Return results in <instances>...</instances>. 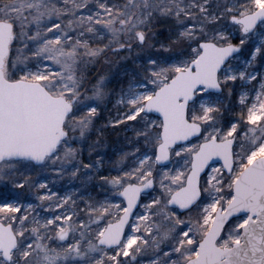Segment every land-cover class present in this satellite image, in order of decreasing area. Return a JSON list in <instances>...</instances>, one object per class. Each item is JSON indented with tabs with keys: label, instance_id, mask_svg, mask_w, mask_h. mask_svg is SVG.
<instances>
[{
	"label": "rangeland",
	"instance_id": "rangeland-1",
	"mask_svg": "<svg viewBox=\"0 0 264 264\" xmlns=\"http://www.w3.org/2000/svg\"><path fill=\"white\" fill-rule=\"evenodd\" d=\"M216 1L158 0V5L176 19L179 39L202 32L204 23H213L210 18L240 16L264 6V0H223L218 12ZM2 19L14 23V44L5 63L8 77L40 81L53 93L74 89L79 98L94 103L84 114L71 116L69 135L77 140H62L42 164L0 162V221L11 224L17 238L10 260L0 259V264H32L48 254L59 256L52 264H184L195 255L198 236L209 227L216 208L228 201L235 176L264 154V20L240 38V26L227 20L208 32V39L220 44L235 38L241 50L219 72L221 91L199 89L189 105L188 117L202 124V134L176 145L169 164L159 166L156 145L162 123L144 114L142 106L187 66L199 52L197 46L186 53L166 46L157 50L150 35L123 30L129 26L121 27L120 20H128L112 0H0ZM120 37L132 44L130 51L114 57L123 64L114 61L105 75L85 87V72L95 60H112L108 55ZM108 125L123 127L119 142L110 153H97L100 145L93 146L92 136ZM233 136L232 172L212 164L201 178L199 200L183 212L171 208L169 197L184 184L199 143ZM77 149L86 152L85 159L75 156ZM149 177L153 189L142 196L121 243L111 249L97 246L105 225L124 210L116 187ZM243 221L236 217L225 226L220 246L239 239Z\"/></svg>",
	"mask_w": 264,
	"mask_h": 264
},
{
	"label": "water",
	"instance_id": "water-1",
	"mask_svg": "<svg viewBox=\"0 0 264 264\" xmlns=\"http://www.w3.org/2000/svg\"><path fill=\"white\" fill-rule=\"evenodd\" d=\"M247 34L264 20V6L250 13L232 16ZM13 36L12 24L0 20V162L24 160L35 165L52 155L66 137L62 128L71 110V101L49 93L39 81L10 80L3 73L4 59ZM139 41H142L138 33ZM199 52L184 69H180L145 100L142 111L157 116L162 123L160 142L156 146V163L166 166L176 145L202 134V125L187 116L195 92L221 91L218 75L241 46L235 42L217 44L212 40L198 42ZM26 98L14 97L17 94ZM234 137H212L199 143L191 155L190 169L184 185L173 191L168 205L183 212L201 197L200 180L210 165L219 163L225 173L234 167ZM153 178L142 183H128L116 194L124 202L119 218L103 228L96 244L111 249L124 239L131 219L144 194L153 189ZM243 217L240 238L230 246H220L218 240L226 224ZM17 245L11 224L0 221V258L9 261ZM184 264H264V154L251 160L232 183V196L224 207L218 206L211 223L197 243L194 256Z\"/></svg>",
	"mask_w": 264,
	"mask_h": 264
},
{
	"label": "trees",
	"instance_id": "trees-1",
	"mask_svg": "<svg viewBox=\"0 0 264 264\" xmlns=\"http://www.w3.org/2000/svg\"><path fill=\"white\" fill-rule=\"evenodd\" d=\"M113 1L117 2V5H119V8L121 9V16L128 20V23H125V24H123L124 23L123 19L120 20L121 27L126 24L129 26L128 29L124 27L123 30L132 31L135 29L138 31H142L143 33H145V35H150L155 40V42L153 43V47L157 48V50L158 49L161 50L165 48L166 46V49H168L169 51H176V53L177 52L186 53L188 49H190L191 46H197L200 40L208 39V32L215 31L216 29H218V27L221 25V21L227 20L226 23L229 24L230 17H231V15L229 16L228 14H225L224 16L220 15L219 17H216L215 20H213V18L212 19L210 18V20L213 23H209V24L204 23L202 32H195L193 35L184 36L186 37L184 39H179L177 37L178 33H177L176 19L170 13L159 10L160 7L158 5V0H112V3ZM216 3L219 5L218 12H220L223 7L222 5L223 0H217ZM17 30H18V27H17ZM14 37H15V34H14ZM240 37H242L241 34L238 35V38ZM118 39L120 40V44L114 47L112 49V52H110V54L108 55L110 56V58L113 57V59L106 60L103 58V59H98L97 61L95 60V62L91 64L93 66L89 68V71L85 72V77H84V81H86V83L84 82L85 87L89 88L90 84H88L87 81L89 80L92 81L100 73L102 74L99 76L105 75L108 67L111 64H114V61L117 62L116 64L120 63L119 60L117 61L114 58L115 56L118 55V53L124 54V52H128L131 50L132 44L130 45L124 42L122 37ZM230 41L234 42L236 40L235 38H233ZM13 44H14V38H13L11 46ZM161 44L163 47L159 48ZM104 61L108 62V64H106L105 66H104ZM127 62H129L128 65L131 64L130 58L127 60ZM96 63L98 66L95 65ZM120 64H123V62H121ZM95 66L97 67L95 68ZM115 69H118V68L115 66L113 67V70ZM115 89L116 88H113L112 90H115ZM188 113H189V110H188ZM122 128L123 127H119L118 125H115V126L108 125L105 128L101 129L99 133L96 132V134H94V137L97 135L96 137L99 138V141L95 143L93 146L96 147V145H100L97 149H95L97 153L101 151L110 153V148L115 146L119 142L118 135ZM249 149H252V147H249ZM84 154H86V152L84 151L80 152L78 150L75 156H79L82 159H85ZM129 182H134V181L133 180L123 181V183L119 185L118 187H116V189L118 190L121 186ZM229 191H230V197H231V188L229 189ZM202 235L203 233L200 236H198L196 245H197V242L202 238ZM58 257L59 256L57 255L53 256L52 254H48L44 258H42V261L37 260L35 262H32V264H52L56 262L57 259H59Z\"/></svg>",
	"mask_w": 264,
	"mask_h": 264
},
{
	"label": "flooded vegetation",
	"instance_id": "flooded-vegetation-1",
	"mask_svg": "<svg viewBox=\"0 0 264 264\" xmlns=\"http://www.w3.org/2000/svg\"><path fill=\"white\" fill-rule=\"evenodd\" d=\"M11 22V21H10ZM11 24H12V28H13V37H14V27H13V22H11ZM11 44H12V42L10 43V47H11ZM116 49V48H115ZM114 49V50H115ZM9 52H10V50H9ZM7 57H8V55H7ZM6 57V58H7ZM6 58L4 59V64H3V71H4V76L7 78V79H13V78H10V77H8L7 75H6V72H5V63H6ZM72 91H73V93H69V94H65V93H63V92H59V93H53V92H51L50 90H49V92L52 94V95H54V96H58V95H62V96H64L68 101H71V110H70V113L66 116V118H65V121H64V123H63V129L67 132V140L68 141H71V140H77V138L76 137H71L69 134V129H68V125H70V119H71V116L72 115H76V116H78L79 114H81V113H83L84 114V110L88 107V106H90V105H93V101L92 102H88V101H85L86 100V98H84V97H82V98H84V99H82V98H79V95L76 93V91L74 90V89H71ZM14 97H19V98H26L25 96H22V95H18V93L17 94H15V95H13ZM83 109V110H82ZM145 114V113H144ZM99 141V138H97V137H94V136H92V143L93 144H95V143H97ZM74 145L76 146V144L74 143ZM61 147V144H59L58 146H57V148H56V150H58V148H60ZM80 147H78V149H79ZM77 149V150H78Z\"/></svg>",
	"mask_w": 264,
	"mask_h": 264
}]
</instances>
